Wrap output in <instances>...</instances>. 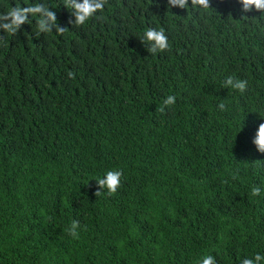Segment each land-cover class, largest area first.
<instances>
[{"label": "trees", "instance_id": "1", "mask_svg": "<svg viewBox=\"0 0 264 264\" xmlns=\"http://www.w3.org/2000/svg\"><path fill=\"white\" fill-rule=\"evenodd\" d=\"M36 3L66 31L38 32L31 15L15 35L0 29V264L264 255V153L252 142L264 123V12L107 0L82 26L64 0H0V13ZM150 28L164 30V51H149ZM227 76L247 91L225 88ZM168 95L175 105L157 111ZM109 170H122L121 186L96 197Z\"/></svg>", "mask_w": 264, "mask_h": 264}, {"label": "clouds", "instance_id": "2", "mask_svg": "<svg viewBox=\"0 0 264 264\" xmlns=\"http://www.w3.org/2000/svg\"><path fill=\"white\" fill-rule=\"evenodd\" d=\"M169 5L172 7H179L184 9L189 0H168ZM65 5L72 11V15L75 17L74 21L70 20L69 23H74L76 26L84 25L90 18H92L98 11H103L107 0H64ZM192 6H199L201 8H207L209 6V0H191ZM241 5L242 13H250L253 11L264 12V0H238ZM38 17L36 24L38 27V32L50 33L52 32L51 25L56 27V32L63 34L66 30L60 27L56 21V13L50 11L47 7L36 3L34 5H29L27 7H21L16 5L9 9L5 13H0V29L6 32L8 35H15L21 26L29 22V16ZM144 39L151 42L152 46L149 51L155 53L157 49L164 51L168 47V37L163 29H148L144 33ZM68 76L70 78H75V73L69 71ZM248 81L243 79H237L233 76H227L224 81V87L229 89L238 90L241 94H244L248 89ZM176 103V97L174 95H168L163 103L157 107V111L163 113L166 108H169ZM221 111L226 110V105L221 102L218 105ZM253 144L260 153H264V123H260L258 130L253 138ZM123 176L122 170H109L106 172L105 176L96 179L97 190L94 195L97 197L102 194V192L107 189L108 194H115L119 187L121 186V178ZM261 187L253 185L250 190V195L260 196ZM79 222L73 221L71 227L67 229L69 234L78 239L79 232ZM201 264H217L214 256L206 255ZM241 264H264V255L256 253L253 258H244Z\"/></svg>", "mask_w": 264, "mask_h": 264}]
</instances>
